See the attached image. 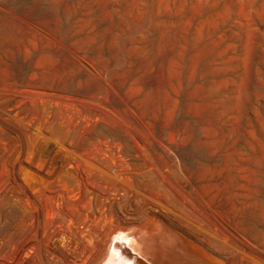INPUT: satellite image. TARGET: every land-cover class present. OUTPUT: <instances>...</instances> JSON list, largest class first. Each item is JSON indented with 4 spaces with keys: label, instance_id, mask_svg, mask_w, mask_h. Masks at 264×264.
<instances>
[{
    "label": "rangeland",
    "instance_id": "obj_1",
    "mask_svg": "<svg viewBox=\"0 0 264 264\" xmlns=\"http://www.w3.org/2000/svg\"><path fill=\"white\" fill-rule=\"evenodd\" d=\"M0 264H264V0H0Z\"/></svg>",
    "mask_w": 264,
    "mask_h": 264
}]
</instances>
